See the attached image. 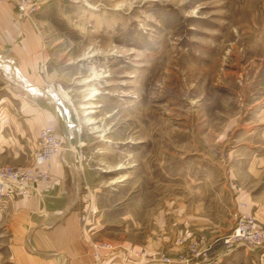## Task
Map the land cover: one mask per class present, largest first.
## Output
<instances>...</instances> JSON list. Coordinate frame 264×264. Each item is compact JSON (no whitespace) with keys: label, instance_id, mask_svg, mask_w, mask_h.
<instances>
[{"label":"rangeland","instance_id":"374dc122","mask_svg":"<svg viewBox=\"0 0 264 264\" xmlns=\"http://www.w3.org/2000/svg\"><path fill=\"white\" fill-rule=\"evenodd\" d=\"M26 20L82 230L145 262L264 264V248L223 243L239 219L264 225V0H48ZM38 133L0 130V165L31 166ZM3 208L0 264H14Z\"/></svg>","mask_w":264,"mask_h":264},{"label":"crops","instance_id":"0c3cea01","mask_svg":"<svg viewBox=\"0 0 264 264\" xmlns=\"http://www.w3.org/2000/svg\"><path fill=\"white\" fill-rule=\"evenodd\" d=\"M34 22L37 27L35 18ZM46 62V52L33 24L18 17L12 6H0V71L13 81L10 97L18 104L13 113L10 108L0 109V113L10 112V120L0 122V130L23 131L27 140H33L45 125L64 121L62 116L61 120L56 116L54 98L49 99L50 106L46 104L45 89L50 80L41 70ZM50 164V179L38 188L39 195L17 196L6 201L1 209L9 218L6 230L12 242L13 263L94 264L91 243L96 241L82 230L81 213L87 205L82 212L80 200L84 193L82 196L79 192V174L75 172L73 181L67 182L66 165L60 158L54 156ZM134 253L114 246L112 252L100 251L98 264H160L164 257L173 264L167 256L145 262L137 259L136 254L130 255ZM181 263L187 264V260Z\"/></svg>","mask_w":264,"mask_h":264},{"label":"built area","instance_id":"2783aa9c","mask_svg":"<svg viewBox=\"0 0 264 264\" xmlns=\"http://www.w3.org/2000/svg\"><path fill=\"white\" fill-rule=\"evenodd\" d=\"M48 0H0V6L10 5L22 19H32ZM61 141L51 127L42 128L33 145L32 165L26 168H14L0 165V203L17 196L30 198L39 195V187L50 179L51 160L60 154ZM228 246L246 245L252 249L264 248V225L257 224L252 219H239L231 234L223 239ZM94 259L100 260V251H114V246L108 242L91 243ZM160 264H170L166 257Z\"/></svg>","mask_w":264,"mask_h":264}]
</instances>
